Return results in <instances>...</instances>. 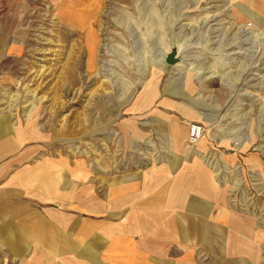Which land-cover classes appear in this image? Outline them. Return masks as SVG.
<instances>
[{
	"label": "rangeland",
	"instance_id": "rangeland-1",
	"mask_svg": "<svg viewBox=\"0 0 264 264\" xmlns=\"http://www.w3.org/2000/svg\"><path fill=\"white\" fill-rule=\"evenodd\" d=\"M5 17L0 207L63 208L64 185L199 149L215 214L248 218L247 261L264 264V1L16 0ZM41 161L44 192L15 181Z\"/></svg>",
	"mask_w": 264,
	"mask_h": 264
},
{
	"label": "crops",
	"instance_id": "crops-1",
	"mask_svg": "<svg viewBox=\"0 0 264 264\" xmlns=\"http://www.w3.org/2000/svg\"><path fill=\"white\" fill-rule=\"evenodd\" d=\"M15 1L0 0V104L5 28L11 24L2 19V3ZM194 150L171 147L158 160L95 177L90 186L64 183L56 195L63 208L43 212L2 200L0 264H249L254 251L247 240L248 218L215 214L223 194ZM53 169L41 161L20 170L15 181L44 192L49 181L42 177ZM86 172L81 168L79 176L86 178Z\"/></svg>",
	"mask_w": 264,
	"mask_h": 264
},
{
	"label": "built area",
	"instance_id": "built-area-1",
	"mask_svg": "<svg viewBox=\"0 0 264 264\" xmlns=\"http://www.w3.org/2000/svg\"><path fill=\"white\" fill-rule=\"evenodd\" d=\"M203 127L199 123H192L187 132V141L190 144L196 143L202 136Z\"/></svg>",
	"mask_w": 264,
	"mask_h": 264
},
{
	"label": "water",
	"instance_id": "water-1",
	"mask_svg": "<svg viewBox=\"0 0 264 264\" xmlns=\"http://www.w3.org/2000/svg\"><path fill=\"white\" fill-rule=\"evenodd\" d=\"M164 62L167 64H174L177 62V56H176V50L171 49L165 56H164Z\"/></svg>",
	"mask_w": 264,
	"mask_h": 264
}]
</instances>
